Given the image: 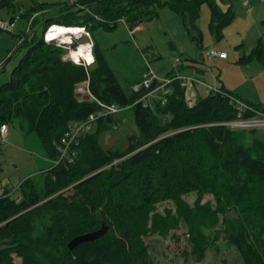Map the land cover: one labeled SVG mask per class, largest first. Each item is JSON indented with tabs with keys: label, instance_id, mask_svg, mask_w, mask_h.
I'll return each instance as SVG.
<instances>
[{
	"label": "trees",
	"instance_id": "1",
	"mask_svg": "<svg viewBox=\"0 0 264 264\" xmlns=\"http://www.w3.org/2000/svg\"><path fill=\"white\" fill-rule=\"evenodd\" d=\"M11 1L0 0V11ZM235 1L76 0L82 6L75 8L67 0L58 4L55 15L43 20L42 33L33 30L22 37L16 48L25 47L24 53L9 78L0 83V126L19 119L20 128L35 132L48 157L55 159L61 135L74 121L98 109L95 101L81 100L74 91L75 84L88 77L96 98L132 109L139 133L128 136L122 150L103 148L99 134L113 126L114 115L101 116L74 145L72 161H59L45 171L42 189L27 177L18 185L19 201L3 190L0 264H15L14 257L20 264H45V260L155 264L145 237L152 233L166 237L180 223L186 225L195 261L202 260L207 246L222 236L235 246L241 264H264V143L244 144L240 130L214 124L235 117V107L227 98L205 92L188 105L185 88L176 78L181 73H174L166 76L172 80L164 103L157 99L143 106L140 97L160 83L157 79L127 94L96 44L93 64L87 69L64 60V45L43 36L52 23L113 29L123 19L133 27L157 17L162 6L198 29L199 10L206 3L209 30L219 38L235 16ZM47 7L40 3L28 7L30 25L33 14ZM260 24L264 29V19ZM197 32L199 42L202 35ZM253 57L264 68L260 37L244 60ZM192 192L196 198L190 203L183 195ZM205 193L214 202H202ZM165 201L172 202L173 208L158 211L157 204ZM101 222L108 225L103 236L68 249L72 237L97 230Z\"/></svg>",
	"mask_w": 264,
	"mask_h": 264
},
{
	"label": "rangeland",
	"instance_id": "2",
	"mask_svg": "<svg viewBox=\"0 0 264 264\" xmlns=\"http://www.w3.org/2000/svg\"><path fill=\"white\" fill-rule=\"evenodd\" d=\"M64 1L67 0H12L9 7L0 11L1 20L7 23L15 20L11 30L0 29V73L4 72L0 82L9 78L7 74L24 53L25 47L16 48L22 37L27 33L31 34L33 30L42 33L43 20L55 15L58 12V4ZM70 1L74 2L75 8L82 6L76 0ZM251 2L253 7L261 4L251 13L248 10L249 5L243 4L242 0L234 2L235 16L223 27L222 36L219 38L209 30L210 15L207 4H201L196 21L198 29H191L197 34V31L201 32V40L199 42L197 38L188 40L196 46L198 61L193 60L189 53L182 52L174 46L175 38L183 39V35L186 37L187 35L184 28L176 23V13L167 6L157 8V17L142 21L133 27L119 19L113 29L96 26L88 29V35L81 30L76 34L71 33L69 39L55 38L53 40L62 43L69 54L80 44H87V42L92 43L90 47L92 53L93 44H96L127 94H130L133 87L140 84L144 75H149L150 72H153L160 81L167 78L169 74L181 73L197 76L215 87H225L240 95V98L264 107L263 64L254 57L244 60V57H247L255 47L259 37L264 50V29L258 23L259 14L264 11V2L263 0H251ZM36 3L45 4L48 7L44 11L35 12L30 25L27 9ZM51 4L54 6H49ZM15 15L18 17L11 21V17ZM53 24L46 27L45 34H47V28ZM205 49L224 50L227 58H207L204 55ZM91 57L92 54L90 58L84 57L86 60L82 57L78 60L73 57L71 59L75 63L84 61L89 63L83 64L88 69L94 61V56L92 59ZM2 65L3 70H1ZM187 92L193 103L198 96L206 94L202 84L189 87ZM158 98V91L149 97L152 104ZM113 115L115 125L99 134V144L103 148L122 150L128 144V136L138 135L139 131L134 124L131 108L122 107ZM236 130H240L242 135L240 140L244 144H251L255 140L264 143V128L255 129V132H248L247 129ZM8 131L7 138L1 139L0 194L8 189L7 195L19 201L21 194L18 185L21 181L30 177L34 180L36 187L42 189L45 171L54 164V159L48 157L35 132H26L20 128L19 119L8 124ZM183 198L192 203L196 193H187L183 195ZM206 200L214 202L210 193L204 194L202 202ZM165 207L173 208V203L165 201L157 204V210L160 212ZM229 215H233V212H229ZM186 229V225L180 223L166 237L157 233L145 237L150 256L155 264H241V258L235 246L222 236L207 246L202 260L195 261L191 246L187 242ZM207 233H212V230H207ZM14 261L15 264H20L18 257H14ZM50 262L45 260V264H51Z\"/></svg>",
	"mask_w": 264,
	"mask_h": 264
},
{
	"label": "built area",
	"instance_id": "3",
	"mask_svg": "<svg viewBox=\"0 0 264 264\" xmlns=\"http://www.w3.org/2000/svg\"><path fill=\"white\" fill-rule=\"evenodd\" d=\"M18 15H15L14 18H17ZM12 22L7 23L3 20H0V29L2 30H11ZM50 27L47 28V31ZM81 30L85 34L88 35V30L83 26ZM45 40H50L46 37L44 33ZM89 47H92L91 43H88ZM91 49V48H90ZM204 55L207 58L218 57L221 59L227 58V53L224 50H217V49H205ZM63 59H71L69 52H65L62 55ZM84 59V58H83ZM72 60V59H71ZM86 60V59H84ZM176 61H179L178 58H175ZM92 61V60H91ZM81 64L88 65L87 62H82ZM155 78L160 83L152 90L144 93L140 97V101H142L143 106H151L152 102L150 101L149 97L155 92H159V100L161 103H164L166 100V94L170 93V89L167 86L172 79L171 78H164L162 81L158 79V77L153 73L150 72L149 75H144L143 81L140 84H136L133 89L139 90L144 87H149L151 80ZM180 80L181 85L185 88V101L188 105H192V98L187 92L189 87L194 85L202 84L204 86L205 92L208 94H215L217 92L223 94L229 104H232L235 107L236 115L232 119L214 122V124H221L229 127L230 129H247V130H255L258 128H264V108L258 107L246 100H243L239 96L224 91L223 88L212 86L209 83H205L197 76H191L187 74H178L176 76ZM74 91L78 93L79 99H84V96H87L89 100H93L97 103L98 109L93 111L87 115V117L83 120L74 121L69 128L61 135L58 144H57V155L54 159V164H57L59 161H72L75 155L74 145L77 144L79 138L86 133L87 131L91 130L93 123L97 120V118L105 115L115 114L117 113L122 107L115 103L107 104L103 101L96 98L90 91L89 88V79L86 77L85 79L78 81L75 84ZM8 124L3 123L0 126V139H6L8 136ZM1 140V141H2Z\"/></svg>",
	"mask_w": 264,
	"mask_h": 264
},
{
	"label": "crops",
	"instance_id": "4",
	"mask_svg": "<svg viewBox=\"0 0 264 264\" xmlns=\"http://www.w3.org/2000/svg\"><path fill=\"white\" fill-rule=\"evenodd\" d=\"M263 2H264V0H263ZM242 3L243 4H245V5H249V7H248V10H250V13H251V11L253 12V9H255V8H257L258 6H260L261 4H258V6L256 5V6H252V2H251V0H242ZM223 6L225 5V3H223L222 4ZM252 7V8H251ZM177 15V14H176ZM258 19H259V21H258V23H259V25H260V22H261V20H263L264 19V11H262L261 12V14H259V17H258ZM121 20H123V19H121ZM175 20H176V23H178L179 25H181L182 26V28H184V31H185V33H186V35H187V37L185 36V35H183V39H181V37H179L178 39L177 38H175V42L173 43L174 44V46H176L177 48H179L180 49V51H182V52H187V53H189V55H191L190 57L193 59V60H196V61H198L199 60V57L198 58H196V52H195V50H196V46L195 45H193L191 42H189L188 40H195L196 38H197V33L194 31V32H192L191 31V29H193V28H191L190 27V25H189V23H188V21H186V20H184L182 17H180L179 15H177L176 17H175ZM14 23H15V20H13V22H12V26H14ZM183 32V31H182ZM198 39V38H197ZM90 43V42H89ZM92 44V43H91ZM201 46V45H200ZM201 49V48H200ZM91 50V49H90ZM201 52V51H200ZM92 54V57H93V52L91 53ZM92 57H91V59H92ZM90 59V60H91ZM198 59V60H197ZM4 69V66L2 65V67H1V70H3ZM8 76H9V74H7ZM4 76V72H1L0 73V79L2 78ZM7 80V79H6ZM3 81H5V80H3ZM3 81H1V82H3ZM0 82V83H1ZM221 88H223V87H221ZM223 89H225V87L223 88ZM225 90H227V89H225ZM234 94H236V93H234ZM237 95V94H236ZM237 96H240V95H237ZM197 99V98H196ZM244 100V99H243Z\"/></svg>",
	"mask_w": 264,
	"mask_h": 264
},
{
	"label": "bare ground",
	"instance_id": "5",
	"mask_svg": "<svg viewBox=\"0 0 264 264\" xmlns=\"http://www.w3.org/2000/svg\"><path fill=\"white\" fill-rule=\"evenodd\" d=\"M80 31H81V29L79 27L75 28L74 26L65 27V26L52 25L50 27V29L47 31L46 37L48 39L59 38L61 40H66V39L70 38V34L71 33H75L76 34V33L80 32ZM70 55H71V57H73L76 60H78L80 57H82V58H84V57L90 58L91 51H90L89 44H83V43L80 44L75 50L70 52ZM76 94H78V93H76ZM6 124H8V123H6ZM74 151H75V148H74Z\"/></svg>",
	"mask_w": 264,
	"mask_h": 264
},
{
	"label": "water",
	"instance_id": "6",
	"mask_svg": "<svg viewBox=\"0 0 264 264\" xmlns=\"http://www.w3.org/2000/svg\"><path fill=\"white\" fill-rule=\"evenodd\" d=\"M53 25H57V24H53ZM60 26V25H58ZM77 28V27H75ZM50 29V28H49ZM48 29V30H49ZM78 96V94H76ZM85 99H87V96H84ZM108 230V225L105 224L104 222H101L100 227L97 230L94 231H88L85 233H80L78 235H75L74 237H72L68 243H67V247L69 250H72L76 245H78L79 243L85 242V241H92L98 237L103 236Z\"/></svg>",
	"mask_w": 264,
	"mask_h": 264
}]
</instances>
